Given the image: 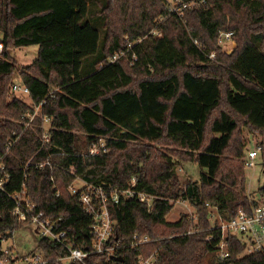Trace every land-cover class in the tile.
<instances>
[{
	"label": "trees",
	"instance_id": "trees-1",
	"mask_svg": "<svg viewBox=\"0 0 264 264\" xmlns=\"http://www.w3.org/2000/svg\"><path fill=\"white\" fill-rule=\"evenodd\" d=\"M99 5L91 10L89 0H0V152L20 135L6 157L10 189L21 187L29 159L50 153L55 168L30 170L29 195L46 216L62 217L61 228L87 248L92 219L68 187L80 178L125 188L137 177L140 190L160 198L150 210L136 198L111 204L114 239L125 245L118 253L123 261L91 255L88 262L137 264L140 256L156 253L157 264H209L222 233L211 228L207 203L225 219L259 204L246 195L244 130L263 135L264 163V0H207L185 9L183 18L169 12L166 0ZM96 15L105 30L101 44ZM221 31L234 32L238 45L232 53L218 46ZM139 38L133 64L132 51L110 61L127 49V39ZM30 45L39 50L20 71L30 88L26 102L10 94L17 69L10 51ZM91 56L97 60L88 62ZM38 106L34 126L25 128L26 114ZM45 116L52 118L47 147L40 139ZM101 139L105 150L91 155ZM180 162L197 163L199 180L184 184ZM260 191L263 196L264 188ZM177 200L196 209L198 224L191 233L187 214L167 219ZM13 205L0 192V240L26 226L11 214ZM135 234L151 242L132 247ZM226 239L229 256L217 258V264H264V251L246 253L239 236ZM42 246L50 247L49 256L66 253L56 243Z\"/></svg>",
	"mask_w": 264,
	"mask_h": 264
},
{
	"label": "built area",
	"instance_id": "built-area-1",
	"mask_svg": "<svg viewBox=\"0 0 264 264\" xmlns=\"http://www.w3.org/2000/svg\"><path fill=\"white\" fill-rule=\"evenodd\" d=\"M207 0H166V6L171 13H175L181 18L184 17V10L192 8L198 4H204ZM162 20V18H160ZM152 34L161 35V32L152 30ZM0 33V60L3 54V43ZM233 31H221L218 37V46H224L228 42L234 40ZM143 38L131 41L127 39V49L116 53L110 58L111 62L117 61L122 56L129 52L132 53V64L136 59V53L133 51L134 47L142 42ZM216 52L210 54V58H215ZM17 93L30 94V88L26 85L15 82L11 87V96H16ZM43 102H41L42 104ZM40 104V105H41ZM39 106L36 107L33 113L26 114L27 121L24 123L25 128L33 127L34 120L37 115ZM52 118L49 116L43 117L42 132H40V139L43 147H47L51 142V135L49 130L51 128ZM20 135L10 140L5 148V151L0 152V192L4 193L11 201H13V209L11 214L20 222L30 227L36 239V248L29 253L22 255L14 247L1 249L0 244V264H90L88 259L91 255H112L119 256L118 253L125 247V245L116 236V220L112 217L110 205L118 203L124 199L136 198L140 202L145 203L150 210L153 206L154 200L159 199V196L142 191L138 188V178L133 177L129 185L125 188L114 186L109 182H89L82 180L81 187L76 186V182L68 187V191L76 196L81 203L83 210L91 217L92 224L90 233L92 242L87 247H79L71 239L70 233L67 229L61 228L62 217L54 218L46 216L39 210L38 204L32 200L29 195L27 187V180L30 176L32 168L54 170L55 164L52 161V155L46 158L37 160L29 159L24 165L22 185L19 189L11 190L10 186L13 184V175L10 172L6 157L12 151L16 143L19 141ZM105 150V143L100 140V143L94 144L90 149L91 155L98 154L101 149ZM262 151L261 143L257 144L256 149L248 152V158H245L246 165L254 166L255 159ZM80 179V178H79ZM51 182L56 196L62 194L55 176H51ZM256 199V198H255ZM259 204L253 206L251 210L240 208L237 213L230 219H225L218 212L217 206H212L207 203L209 207V218L212 226L221 230L222 239L217 245L218 258L223 260L229 256V245L227 242L228 236H239L246 244V253L264 251V195L257 199ZM180 200L175 201L179 202ZM187 216L192 223L191 229L188 233L194 231L198 224V215L194 212ZM197 228V227H196ZM193 229V230H192ZM6 237V236H5ZM3 237L2 240H4ZM56 243L58 247L65 250V254L57 256H49L47 249L50 247L42 246L43 242ZM151 242L148 235L141 236L135 234L131 240L132 247H138ZM52 247V246H51ZM60 253V252H59ZM158 256L156 253L148 257L140 256L137 264H157Z\"/></svg>",
	"mask_w": 264,
	"mask_h": 264
},
{
	"label": "rangeland",
	"instance_id": "rangeland-1",
	"mask_svg": "<svg viewBox=\"0 0 264 264\" xmlns=\"http://www.w3.org/2000/svg\"><path fill=\"white\" fill-rule=\"evenodd\" d=\"M91 5V10H96L100 8L99 2L100 0H89ZM93 24L100 30L101 41H103L105 30L103 27V19L96 15V20L93 21ZM261 37H258L257 40H260ZM238 42L234 39L231 42H228L223 46V49L229 53H232L234 49L237 47ZM39 47L37 45L23 46L12 49L11 55L15 60L17 69L14 74L13 80L14 82L20 83L23 85V81L20 77V71L25 69L28 65H30L38 56ZM98 56H91L88 59V62H95ZM87 60L85 61L86 64ZM16 97L22 98L26 102H31V97L29 94L17 93ZM244 137L246 141V149H245V157L248 158V152L250 150L256 149L257 144L261 143L263 135L261 133L250 132L248 129L244 130ZM255 165L245 167V175H246V195L250 198L259 199L262 197V193L260 191L261 188H264V163L262 153L254 160ZM177 173L181 179V181L186 184L190 179L199 180L201 170L197 163L193 162H180L177 167ZM83 182L81 179L76 181V186L81 187ZM192 212L196 213L195 207L189 203L187 200H180L175 203V206L172 212L168 215L167 219L169 221H177L180 219L182 214H187L190 216ZM197 214V213H196ZM192 225V223H191ZM9 247H14L16 251L20 254L25 255L29 253L31 250L36 248V239L34 237L33 232L30 227L23 226L14 234L6 236L1 243V249H7ZM217 252L215 255L210 254L206 260L209 264H217Z\"/></svg>",
	"mask_w": 264,
	"mask_h": 264
},
{
	"label": "water",
	"instance_id": "water-1",
	"mask_svg": "<svg viewBox=\"0 0 264 264\" xmlns=\"http://www.w3.org/2000/svg\"><path fill=\"white\" fill-rule=\"evenodd\" d=\"M1 38H3V34L1 35ZM0 244H1V242H0ZM111 258L114 259V260H117V261H121V262L123 261V257L122 256H114V255H112Z\"/></svg>",
	"mask_w": 264,
	"mask_h": 264
}]
</instances>
